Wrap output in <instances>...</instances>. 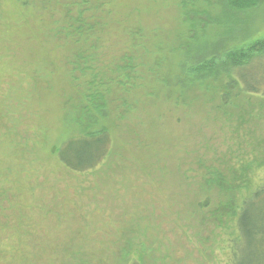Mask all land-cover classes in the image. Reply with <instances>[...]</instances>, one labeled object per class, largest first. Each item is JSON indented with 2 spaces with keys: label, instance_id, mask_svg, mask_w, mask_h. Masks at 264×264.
<instances>
[{
  "label": "rangeland",
  "instance_id": "1",
  "mask_svg": "<svg viewBox=\"0 0 264 264\" xmlns=\"http://www.w3.org/2000/svg\"><path fill=\"white\" fill-rule=\"evenodd\" d=\"M180 2L0 0V264H230L226 205L258 179L264 98L223 104L193 74L206 52ZM246 11L237 38L204 29L219 61L264 38V0ZM102 127L103 163L64 167L54 148Z\"/></svg>",
  "mask_w": 264,
  "mask_h": 264
},
{
  "label": "trees",
  "instance_id": "2",
  "mask_svg": "<svg viewBox=\"0 0 264 264\" xmlns=\"http://www.w3.org/2000/svg\"><path fill=\"white\" fill-rule=\"evenodd\" d=\"M210 1L182 0L180 2L190 32V41L193 42L192 48L196 46V49H199L195 53L206 52L200 55L196 68H192L193 74L200 79L212 77L219 80L222 88L219 96L223 104H227L231 94L236 92L264 98V60H262L264 38L252 42L246 50H233L226 53L221 61L218 60L219 57L213 55L215 54L212 51L213 47L209 51L205 45L207 42L202 41L204 29L212 24L224 26L225 30L219 36L222 42L229 37L237 38L234 29L238 22L234 19H241L247 13L246 10L256 6L258 0H216L223 14L220 15V20L218 17L209 20V12L205 5H209ZM239 30L242 28L240 27ZM240 33L245 35H242L240 39L249 35L248 32ZM206 56H210L211 60L207 61ZM253 59H258V63L251 68L249 64ZM188 66V62L184 64V72L186 70L191 72L192 69H188ZM257 69L258 73H254ZM259 70L263 71L259 72ZM89 107L96 111L100 110L102 105H98L93 100ZM110 146L109 132L107 128L102 127L95 133L87 132L67 138L54 148V152L64 167L73 172L83 173L102 164L110 152ZM248 164L253 166L251 163ZM248 169V166L243 168V170ZM246 174L244 172L240 175L243 179L240 185L243 192L235 194L233 199L229 200L232 204L226 205L230 209L225 216L229 217L228 220H232L233 224V229L228 233L232 243L230 264H240L239 259L244 251L245 255L248 252L250 257L256 259V264H264V158L258 159V179H249V175Z\"/></svg>",
  "mask_w": 264,
  "mask_h": 264
}]
</instances>
